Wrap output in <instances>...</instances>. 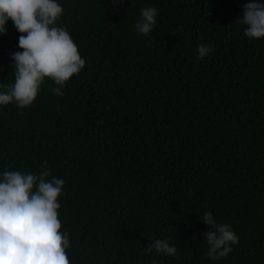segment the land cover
<instances>
[{
    "label": "trees",
    "instance_id": "trees-1",
    "mask_svg": "<svg viewBox=\"0 0 264 264\" xmlns=\"http://www.w3.org/2000/svg\"><path fill=\"white\" fill-rule=\"evenodd\" d=\"M58 2L85 66L62 96L45 78L27 108L0 107V172L46 162L65 181L70 264H264V38L234 22L249 0ZM144 6L158 10L148 35ZM18 35L9 21L0 36L5 85ZM199 44L213 51L196 60ZM205 211L239 237L217 261ZM166 237L175 257L145 252Z\"/></svg>",
    "mask_w": 264,
    "mask_h": 264
},
{
    "label": "clouds",
    "instance_id": "clouds-1",
    "mask_svg": "<svg viewBox=\"0 0 264 264\" xmlns=\"http://www.w3.org/2000/svg\"><path fill=\"white\" fill-rule=\"evenodd\" d=\"M113 7L123 0H110ZM157 9L144 6L135 21V31L148 35L157 23ZM63 13L58 0H0V36L5 35L11 21L18 35L17 48L10 54L13 82L0 83V107L14 103L24 109L36 99L45 78L56 87L52 93L63 95L65 83L85 66L69 32L57 26ZM244 25L247 38H264V0H249L234 21ZM207 44L196 48V60L210 55ZM65 181L52 175L47 164L39 171L4 170L0 172V264H70L67 250L69 233L61 231L58 219ZM198 219L207 226L202 232L207 244L205 255L217 261L232 252L239 241L228 223L217 222L210 211ZM171 238L154 239L145 246L146 253L155 252L175 257L178 248Z\"/></svg>",
    "mask_w": 264,
    "mask_h": 264
}]
</instances>
